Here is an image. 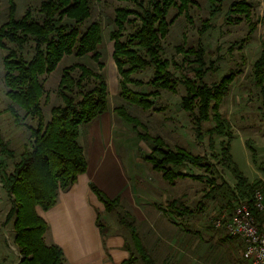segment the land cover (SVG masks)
<instances>
[{"label":"rangeland","instance_id":"rangeland-1","mask_svg":"<svg viewBox=\"0 0 264 264\" xmlns=\"http://www.w3.org/2000/svg\"><path fill=\"white\" fill-rule=\"evenodd\" d=\"M14 1L16 17L23 15L29 5L35 17L42 15L39 11L42 0ZM232 1L218 0L220 9L212 17L210 11L214 5L210 0H196L189 7L187 15L183 13L177 18V7L170 8L168 20L174 17L176 19L169 26L167 36L162 38L161 53L163 57L172 59L170 68L179 81L176 91L163 88L158 97H151L154 99L151 108L131 103L119 94L120 74L111 53L113 42L109 32L115 27V10L118 6L139 10L132 0H91V16L80 24L81 29L85 30L90 22H100L102 38L98 50L103 67L88 54L72 53L65 54L52 72L41 75L45 86L42 107L46 119L50 118L51 107L62 101L58 84L63 69L72 64H85L101 73L111 90V108L123 105L128 112L139 118L140 125L134 129L132 123L124 120L116 111L114 124L120 157L127 164L126 170L136 174L134 185L140 193V200L145 203L142 206L143 217L138 216L123 201L116 210L109 213L110 226L111 229L117 226V231L123 234L133 252L139 255L130 229L118 220V214H124L125 210L132 215L135 213L138 217L133 215L134 225L155 264H247L242 256L244 243L241 238L226 237L225 231L215 227L213 221L218 213L226 208L231 209L237 201L234 195L237 190L234 167L247 177L250 184L262 181L257 186L264 187V90L256 84L253 72V63L260 55L264 42V0H249L253 4L249 19L242 16L241 20L227 21L226 11ZM9 5L10 0H0V25L8 20ZM132 16L135 14L130 15ZM209 17L212 25L201 33L202 23ZM135 18L133 23L126 24L125 33L140 24V19ZM63 21L74 23L68 17ZM233 42L238 44L229 50ZM32 44L33 42H29L25 49L27 57L32 53ZM191 46H202L204 49L203 80L207 83L219 82L224 74L230 72L235 74L220 107L224 121L221 132L214 129L216 121L211 117L200 124L201 135L198 136V123L193 114L182 106V96L186 92L183 76L199 82V62L193 53L187 51ZM6 52L7 49L0 47V133L9 147L15 150L18 158L29 140V125H35L36 120L27 116L21 124H17L14 116L9 111H4L10 102L4 82L3 56ZM80 72L79 68L74 69L75 75ZM152 75L153 68L134 73L135 77L144 81L149 80ZM95 83L96 78L88 77L84 89L93 87ZM116 84L119 91L113 93ZM130 86L146 93L153 89L147 83H131ZM159 107L161 108L156 109ZM19 110L24 114L23 109ZM86 126L87 122L81 123V129ZM144 134L148 137L160 136L165 145L171 148L182 146L194 154L205 156L212 166L208 172L191 163L177 168L214 177L218 185L209 197L205 195L210 188L206 179L197 180L186 176L169 181L162 176L161 171L154 169L146 156L152 153L159 155L154 151L156 142ZM84 147H87V143ZM0 160L1 167L12 169L14 159L0 154ZM174 199L178 200L177 205L183 202L194 211L178 215L171 210L170 202ZM11 208L12 199L0 181V264H22L15 241L14 218L8 217ZM106 215L101 213V217L105 218ZM128 219L131 217L128 216ZM134 264L144 263L138 259Z\"/></svg>","mask_w":264,"mask_h":264},{"label":"trees","instance_id":"trees-1","mask_svg":"<svg viewBox=\"0 0 264 264\" xmlns=\"http://www.w3.org/2000/svg\"><path fill=\"white\" fill-rule=\"evenodd\" d=\"M132 1L138 5L139 10L128 6H118L115 10V27L109 32L113 42L112 57L120 74L119 94L131 103L151 108L154 105L151 97H158L160 89L177 90L179 79L170 68L172 59L163 57L161 53L162 38L167 36L169 26L179 15L188 14L189 7L196 0ZM210 1L214 5L210 11L212 17L220 7L217 5L218 0ZM252 5L249 0H233L226 11V20H241L242 16L249 19ZM171 7H177L176 18L168 20L167 14ZM91 10V0H42L39 9L42 15L39 18L34 16L30 5L23 15L16 17V3L10 0L8 20L0 25V47L7 49L3 56L4 82L10 99L4 111H9L17 124H21L27 116L36 120L35 125H29L30 137L18 158L15 150L9 147L0 133V154L14 159L12 169L0 166V181L12 199L8 217L14 218L15 241L22 264H62V248L57 244H48L44 239L48 225L38 213L37 206L42 209L52 207L59 192L69 188L78 175L87 169L85 147L79 141L81 123L90 122L109 107L108 86L103 75L85 64H72L63 69L58 84L61 103L51 107L50 118L46 119L43 113L45 86L41 75L52 72L65 54H88L98 61L100 67L104 66L98 50L102 38L100 22H90L85 30L80 27L91 16ZM131 14L135 16L130 17ZM66 17L74 23L64 22ZM135 17L140 19V24L125 33L126 24L133 23ZM210 17L203 21L201 33L212 25ZM29 42H33V50L27 57L25 49ZM237 44L233 42L228 49H233ZM187 51L193 53L199 62V82L183 76L186 92L182 96V106L193 114L198 123V136L201 135L200 124L211 117L216 121L214 129L221 132L224 121L220 107L235 74H224L219 82L209 84L203 80V47L191 46ZM75 68L81 70L78 75L74 74ZM148 68H153V75L149 80L144 81L134 76V73ZM253 72L256 84L264 90V42L260 55L253 63ZM90 76L96 78V83L93 87L84 89L86 79ZM131 83H147L153 89L146 93L131 88ZM19 108L24 110V114L20 113ZM115 111L132 123L134 129L140 125L139 118L128 112L125 106H116ZM146 137L153 138L156 142L154 151L159 153L146 156L154 169L161 171L162 176L169 181L186 176L197 180L206 179L210 188L205 195L209 197L218 185L214 177L177 168L191 163L208 172L212 166L205 156L194 154L182 146L171 148L158 135ZM233 170L237 177V190L234 191L236 200L246 198L250 201L255 187L262 181L250 184L237 167ZM91 188L107 211H114L120 205L119 197H109L94 182L91 183ZM177 201L172 200L170 206L178 215L194 211L183 202L177 205ZM118 220L130 229L131 238L139 252V255L135 254L129 244H125L130 251L126 262L134 264L140 259L144 264H155L136 230L135 217L125 210L124 214H118ZM97 222L102 226L99 219ZM225 236L234 238L226 233Z\"/></svg>","mask_w":264,"mask_h":264},{"label":"crops","instance_id":"crops-1","mask_svg":"<svg viewBox=\"0 0 264 264\" xmlns=\"http://www.w3.org/2000/svg\"><path fill=\"white\" fill-rule=\"evenodd\" d=\"M114 80L116 83V76ZM107 86L109 100L108 82ZM116 90L119 91L117 84L113 93ZM115 112L109 101L105 112L87 122L85 129H80L79 141L84 146L87 143V169L69 188L59 192L52 207L42 209L37 206L38 213L48 225L44 239L46 243L62 248V264H129L126 262L130 255L125 246L127 240L117 231V226L111 229L109 213L112 211L105 209L91 188L94 182L109 197H119L121 203L126 202L133 212L143 217L145 203L140 200V193L134 185L136 174L126 170L127 164L122 161L116 145ZM101 213H106V217H101Z\"/></svg>","mask_w":264,"mask_h":264},{"label":"built area","instance_id":"built-area-1","mask_svg":"<svg viewBox=\"0 0 264 264\" xmlns=\"http://www.w3.org/2000/svg\"><path fill=\"white\" fill-rule=\"evenodd\" d=\"M213 225L241 238L242 256L247 264H264V187H255L250 201L237 200L231 209L222 210Z\"/></svg>","mask_w":264,"mask_h":264}]
</instances>
